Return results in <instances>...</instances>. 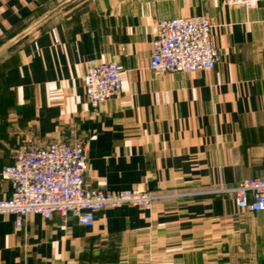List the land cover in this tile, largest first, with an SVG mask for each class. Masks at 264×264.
I'll return each mask as SVG.
<instances>
[{
    "label": "crops",
    "instance_id": "obj_1",
    "mask_svg": "<svg viewBox=\"0 0 264 264\" xmlns=\"http://www.w3.org/2000/svg\"><path fill=\"white\" fill-rule=\"evenodd\" d=\"M207 15L213 69L150 68L159 23ZM116 61L123 91L93 109L83 76ZM86 144L87 187L147 188L150 208L0 214V264H264V211L220 191L264 176V2L0 0L1 171L26 140Z\"/></svg>",
    "mask_w": 264,
    "mask_h": 264
},
{
    "label": "built area",
    "instance_id": "obj_2",
    "mask_svg": "<svg viewBox=\"0 0 264 264\" xmlns=\"http://www.w3.org/2000/svg\"><path fill=\"white\" fill-rule=\"evenodd\" d=\"M231 6L257 7L264 0H223ZM215 26L207 15L172 17L159 23L152 43L150 68L160 74L210 70L220 59L211 39ZM86 98L93 109L123 91V74L116 61L90 66L83 76ZM13 163L1 171L11 186L9 196L0 195V214H14L21 226L26 216L41 214L71 215L84 226L92 227L97 213L112 206L130 204L150 208L161 197L147 188L107 190L87 187L86 144L57 141L38 145L26 140L13 156ZM235 196L238 208L264 211V176H252L240 183L221 188Z\"/></svg>",
    "mask_w": 264,
    "mask_h": 264
}]
</instances>
